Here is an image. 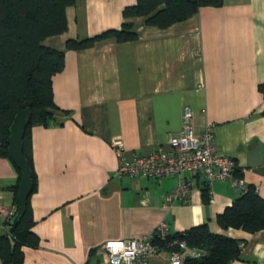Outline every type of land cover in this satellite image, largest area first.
I'll return each instance as SVG.
<instances>
[{"label":"crops","instance_id":"crops-1","mask_svg":"<svg viewBox=\"0 0 264 264\" xmlns=\"http://www.w3.org/2000/svg\"><path fill=\"white\" fill-rule=\"evenodd\" d=\"M134 2L75 0L65 11L66 31L43 41L63 50V67L51 77L53 121L29 129L36 179L31 230L38 245L22 247V264H99L106 240L141 238L160 220L172 232L207 223L222 233L214 218L241 193L227 180H212L206 201L203 177L184 174L188 201L166 207L162 199L174 176L116 174L114 139L126 158L165 145L167 135L180 131L185 106L192 130L211 124L216 150L240 169L234 177L264 199V94L258 89L264 84V0H222L165 28L141 17L123 19L122 7ZM122 22L132 23L134 40L64 47L67 38ZM18 176L0 156V205H15ZM226 234L243 241L240 258L229 264H264V229Z\"/></svg>","mask_w":264,"mask_h":264},{"label":"trees","instance_id":"trees-1","mask_svg":"<svg viewBox=\"0 0 264 264\" xmlns=\"http://www.w3.org/2000/svg\"><path fill=\"white\" fill-rule=\"evenodd\" d=\"M74 2L0 0V156L10 160L6 150L9 125L17 111L28 108L21 153L30 169V194L36 179L31 161L29 129L33 125H47L53 121L57 107L52 100L51 77L63 67V50L47 46L43 41L48 36L66 31L65 11ZM221 4L222 0H135L133 4L122 7L121 16L123 19L141 17L145 25L165 28L188 18L199 7H218ZM136 36L132 23L122 22L119 28H108L81 38H67L64 47L82 49L106 39L127 42ZM258 89L264 94V84L258 85ZM232 174L240 176V169L234 167ZM202 186V198L208 201L209 188L204 181ZM16 190L17 186L14 188V199ZM30 194L16 223L7 221L6 229L0 232V264H22V247L35 248L38 245V237L31 230L34 220L29 204ZM214 222L222 233L202 223L168 235L167 239L178 238L188 248L199 250L200 254L196 257L186 256L183 264H229L239 259L243 241L227 235L226 231L239 229L253 233L264 229V199L257 195L254 187L244 186L240 195L216 214Z\"/></svg>","mask_w":264,"mask_h":264},{"label":"built area","instance_id":"built-area-1","mask_svg":"<svg viewBox=\"0 0 264 264\" xmlns=\"http://www.w3.org/2000/svg\"><path fill=\"white\" fill-rule=\"evenodd\" d=\"M191 116L189 107H183L180 131L167 135L165 145L156 146L141 155L126 158L121 141L114 139L111 146L117 160L116 174L131 178L174 176V186L162 199V205L166 207L174 202L184 204L188 201L190 182L183 178L184 174H200L207 187L212 180H227L232 186L244 190L242 181L232 175L234 161L218 152L214 146L212 125L194 132ZM15 210V205H0V229H6V222L11 220ZM171 233L168 224L160 220L141 238L106 240L101 246L99 264H183L186 256L196 257L200 254L178 238L167 239ZM153 259L157 261L152 262Z\"/></svg>","mask_w":264,"mask_h":264},{"label":"water","instance_id":"water-1","mask_svg":"<svg viewBox=\"0 0 264 264\" xmlns=\"http://www.w3.org/2000/svg\"><path fill=\"white\" fill-rule=\"evenodd\" d=\"M28 115V108H24L14 114L9 125V134L6 138L8 157L19 171V181L15 195L17 209L10 220L11 224L16 223L18 216L23 211L26 198L31 192L30 169L21 153L23 130Z\"/></svg>","mask_w":264,"mask_h":264}]
</instances>
